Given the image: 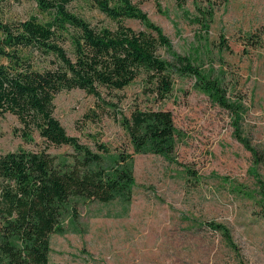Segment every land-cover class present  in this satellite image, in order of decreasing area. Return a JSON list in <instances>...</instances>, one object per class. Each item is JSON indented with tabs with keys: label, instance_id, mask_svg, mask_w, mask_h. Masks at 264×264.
Returning <instances> with one entry per match:
<instances>
[{
	"label": "rangeland",
	"instance_id": "obj_1",
	"mask_svg": "<svg viewBox=\"0 0 264 264\" xmlns=\"http://www.w3.org/2000/svg\"><path fill=\"white\" fill-rule=\"evenodd\" d=\"M132 1L162 28L175 53L225 76L236 113L212 103L193 79L178 82L160 105L182 134L172 159L135 155L130 200L79 205L78 219L48 237L49 264H264V0H211L209 19L192 0ZM208 3L198 0L202 8ZM70 10L94 27H116L89 1L77 0ZM30 18L48 16L33 0H0V20ZM124 24L145 29L136 20ZM137 90L135 84L113 102L65 91L55 99V116L82 144L91 145L90 136L123 151L129 143L121 114ZM20 127L16 116L0 117V155L44 148L38 133L24 141ZM47 150L73 153L68 146Z\"/></svg>",
	"mask_w": 264,
	"mask_h": 264
},
{
	"label": "trees",
	"instance_id": "obj_2",
	"mask_svg": "<svg viewBox=\"0 0 264 264\" xmlns=\"http://www.w3.org/2000/svg\"><path fill=\"white\" fill-rule=\"evenodd\" d=\"M33 1L48 16L45 22L0 20V117L16 116L24 141L34 142L38 133L44 146L0 155V264H49L48 237L63 234L66 223L78 219L79 205L130 200L135 155L172 159L182 134L172 112L160 105L173 97L178 82L193 79L212 103L236 113L225 76L175 53L162 28L132 0H86L116 24L114 29L94 27L73 13L70 6L77 0ZM192 1L204 19L213 17L211 0L206 8ZM127 19L145 29L135 31L124 24ZM135 84L128 114H121L129 143L123 151L90 136L92 144H82L55 116L62 92L81 90L113 102ZM112 102L108 105L115 108ZM64 146L73 153L54 156L47 150Z\"/></svg>",
	"mask_w": 264,
	"mask_h": 264
}]
</instances>
